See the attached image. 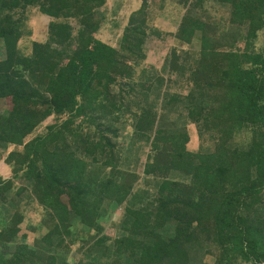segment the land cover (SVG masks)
<instances>
[{
    "label": "trees",
    "instance_id": "trees-1",
    "mask_svg": "<svg viewBox=\"0 0 264 264\" xmlns=\"http://www.w3.org/2000/svg\"><path fill=\"white\" fill-rule=\"evenodd\" d=\"M130 1L115 46L106 0H0V264H264V0H182L173 80Z\"/></svg>",
    "mask_w": 264,
    "mask_h": 264
},
{
    "label": "rangeland",
    "instance_id": "rangeland-1",
    "mask_svg": "<svg viewBox=\"0 0 264 264\" xmlns=\"http://www.w3.org/2000/svg\"><path fill=\"white\" fill-rule=\"evenodd\" d=\"M157 3L153 4L152 7L154 8L152 13L148 16L149 23L162 32V37H157L155 35H149L147 40L145 41V51H146V59L145 65H153V69L150 71V74L160 73V76L165 77L167 80L175 79V74H167L160 72V68L165 64L167 61L166 56L169 54L172 45L177 43L175 39L171 36L167 35V32L174 31L177 27L179 22V17L181 13L184 11L182 8V0H165L164 6L161 9L159 6V0H155ZM131 2L130 0H106L105 5L102 7V10L105 14L106 19L104 20L100 30L99 35L102 39L109 41L113 45H117L118 40L120 39V35L122 34L123 27L126 24V15L128 14V3ZM151 0H148L150 3ZM132 6V5H131ZM134 6V5H133ZM125 7V8H124ZM211 11L216 15L218 21H224L227 16L222 10L215 11L212 9L211 6H208ZM217 8V6H214ZM219 9V7H218ZM127 12V14H125ZM214 15V16H215ZM49 22V17L41 14L38 10L32 9L26 18L27 29L25 28V34L21 38V44L27 46L28 49L32 48L33 42H43L46 39V31H47V24ZM69 22L75 29H77L79 24L76 22L75 19H69ZM75 31V30H74ZM261 39V38H260ZM264 42L259 40L258 44L261 45ZM196 44L192 45L195 46ZM26 47V48H27ZM1 55V51H0ZM176 90H180L183 93L188 91L189 86L183 84V82H179L178 85L173 84ZM183 86V87H182ZM186 86V87H185ZM2 103L0 102V109L2 108ZM4 106V105H3ZM146 150V148H145ZM146 151H141L140 155L142 156V160L145 157ZM1 156H3V151H1ZM3 159V158H2ZM141 168V167H140ZM10 172V169L5 164V162L0 161V175L6 176V174ZM30 206H27V213H28V221H36V213L32 210H29ZM121 210L116 209L112 217L110 216L111 220L107 222H102L105 226L106 232H113L112 226H110V222L113 220H119L121 218ZM34 218V220H33ZM80 255V253H78ZM73 256L77 254L74 252L72 253ZM70 255V256H72Z\"/></svg>",
    "mask_w": 264,
    "mask_h": 264
}]
</instances>
